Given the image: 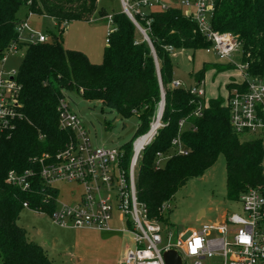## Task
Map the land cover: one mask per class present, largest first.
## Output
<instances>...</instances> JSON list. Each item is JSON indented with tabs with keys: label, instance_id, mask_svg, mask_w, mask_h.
<instances>
[{
	"label": "trees",
	"instance_id": "trees-1",
	"mask_svg": "<svg viewBox=\"0 0 264 264\" xmlns=\"http://www.w3.org/2000/svg\"><path fill=\"white\" fill-rule=\"evenodd\" d=\"M213 2V29L237 38L248 76H264V0ZM22 7L31 14L53 18L57 35L45 42H18L16 29L23 19L19 16ZM107 14L99 7V0H0V58L13 42H17L21 55L14 75L20 86L17 114L10 119L9 127L0 130V264H54L42 246L28 239L27 231L18 224L24 201L32 207L51 210L52 201L45 202L42 197L50 192L40 189L37 180L34 190L23 191L7 181V173L27 169L36 172L37 159L43 153L55 154L64 147L69 135L58 126L57 110L64 90L79 92L85 100L99 101L123 118L137 114L139 136L149 129L156 115L162 89V125L142 150L136 167L138 199L150 216L159 217L160 206L170 201L189 179L201 176L219 154L225 158L227 199L238 200L249 187L259 186L264 192L262 141L242 138L232 130L223 97L206 99L202 115L194 117L191 113L196 96L189 88L171 84L174 78L169 47L195 51L210 46L195 22L173 6L136 15L145 38L126 14L112 12L114 31L109 34L100 63H92L82 51L64 46L65 23L89 22L96 15L103 18ZM215 67L217 72L236 68L232 63ZM208 68L204 64L194 74L195 87L202 83ZM244 85L245 81H230L226 89ZM183 118L187 121L180 137L188 154L172 153L163 167L155 169L156 154L172 152L170 143ZM132 142L124 146V164L129 162Z\"/></svg>",
	"mask_w": 264,
	"mask_h": 264
},
{
	"label": "built area",
	"instance_id": "built-area-1",
	"mask_svg": "<svg viewBox=\"0 0 264 264\" xmlns=\"http://www.w3.org/2000/svg\"><path fill=\"white\" fill-rule=\"evenodd\" d=\"M119 2L121 11L145 38V31L137 24L135 16L170 7L163 0ZM179 4L185 15L195 22L198 32L210 42L206 52H214L219 58L232 63L230 56L237 51L240 43L231 33L213 29V0H179ZM144 8L149 11L145 12ZM28 14L31 15V12ZM106 19L110 24L105 40L108 43L114 26L111 14ZM16 30L18 42L39 43L48 40L44 32L32 28L29 17L22 19ZM168 50L170 53L173 51L171 47ZM9 54H19L17 42H13L0 58V130L9 127L10 119L16 116L15 107L20 90L14 80L15 71L9 73L3 68V62ZM246 66L245 63L238 66L242 80L237 83L245 81L244 87L235 86L227 90L223 106L228 110L232 130L238 134H254V138L262 141L264 148V76H248L244 72ZM171 84L173 87H185L176 79ZM185 88H189L190 93L196 96V106L191 114L200 117L207 106L204 91L195 86ZM57 110L58 126L69 135L64 147L55 154L43 153L37 159L39 167L36 172L27 169L23 172L10 170L7 173V181L23 191L34 190L36 180L39 181L40 189L45 188L50 192L43 194V200L52 201L53 207L46 211L24 201L23 208L47 215L62 228H92L127 234L132 245L125 250L124 264H166L163 256L166 250H175L183 264H264V192L259 186L249 187L240 194L239 212L227 213L217 223L202 224L185 237L177 235L173 238L172 232L167 229L165 213L169 208L168 202L160 206L159 217H152L145 204L138 199L137 162L144 147L162 125V104L158 105L156 122L154 120L145 133L133 140L127 164H124V148L92 145L88 131L80 118L69 109L64 95L59 99ZM186 121L185 118L178 121V133L170 143L172 152L156 154L153 162L155 169L163 167L172 153L188 154L189 149L180 137ZM62 182L73 184L66 192L67 199L60 197L56 185ZM117 223L122 226L117 227ZM241 235L248 237V240L241 242L238 239Z\"/></svg>",
	"mask_w": 264,
	"mask_h": 264
},
{
	"label": "rangeland",
	"instance_id": "rangeland-1",
	"mask_svg": "<svg viewBox=\"0 0 264 264\" xmlns=\"http://www.w3.org/2000/svg\"><path fill=\"white\" fill-rule=\"evenodd\" d=\"M163 1L170 6L181 8L179 0ZM99 7H103L108 14L122 10L119 0H99ZM143 10L149 11L146 8ZM107 15L103 18L96 15L90 22L69 21L65 23L62 34L64 46L82 51L92 63H100L110 26L106 19ZM19 16L23 19L29 17L32 28L44 32L50 40L52 35H57L53 18L38 14L29 15L25 7L19 10ZM138 31L144 37L139 29ZM170 55L173 78L181 81L185 87L195 86L194 74L202 70L204 64L209 65L202 83L197 86L199 90L204 91L206 99L216 96L224 97L226 84L231 79H235L236 82L242 80L238 67L243 63L241 44L237 45V51L230 56V61L236 68L222 72L216 71L215 64L230 62L219 58L214 52H206L204 48L195 51L176 49ZM20 61V54H9L3 62V68L6 72H13L19 66ZM63 95L69 109L80 118L88 131L93 146L124 148L128 142L138 136L136 129L140 124V119L137 114L123 118L115 111L103 107L99 101L83 99L79 92L64 90ZM155 118L156 115L152 122ZM241 137L252 139L255 135L244 133ZM56 185L59 187L60 197L67 199L66 192L73 184L62 182ZM168 203L165 223L167 229L172 232L173 238L177 235L185 237L202 224L217 223L225 214L239 212L240 202L229 200L226 197L223 154H219L214 164L201 176L189 179ZM18 224L25 228L28 239L40 245L43 243L44 249L54 264H124L125 250L132 245L130 237L125 233L105 232L92 228L62 229L47 215L28 208H22ZM116 226L121 227L122 225L117 223Z\"/></svg>",
	"mask_w": 264,
	"mask_h": 264
},
{
	"label": "water",
	"instance_id": "water-1",
	"mask_svg": "<svg viewBox=\"0 0 264 264\" xmlns=\"http://www.w3.org/2000/svg\"><path fill=\"white\" fill-rule=\"evenodd\" d=\"M159 104H162V108L164 105V98L163 95ZM164 260L166 264H183L181 256L175 250H166L163 253Z\"/></svg>",
	"mask_w": 264,
	"mask_h": 264
},
{
	"label": "clouds",
	"instance_id": "clouds-1",
	"mask_svg": "<svg viewBox=\"0 0 264 264\" xmlns=\"http://www.w3.org/2000/svg\"><path fill=\"white\" fill-rule=\"evenodd\" d=\"M238 239H239L241 242H246V241L248 240V237L241 235L240 237H238ZM198 243H199V241H198Z\"/></svg>",
	"mask_w": 264,
	"mask_h": 264
},
{
	"label": "crops",
	"instance_id": "crops-1",
	"mask_svg": "<svg viewBox=\"0 0 264 264\" xmlns=\"http://www.w3.org/2000/svg\"><path fill=\"white\" fill-rule=\"evenodd\" d=\"M90 22V21H89ZM230 81H235V79H231ZM236 82V81H235ZM239 82V81H238ZM229 83V82H228ZM227 85V84H226ZM226 92H227V89H226ZM224 98V97H223ZM43 215V214H42ZM52 221V220H51ZM59 227V226H58ZM60 228H62V227H60ZM62 229H64V228H62ZM42 245V248L44 249V245H43V243H41ZM45 250V249H44ZM46 251V250H45ZM47 253V252H46Z\"/></svg>",
	"mask_w": 264,
	"mask_h": 264
},
{
	"label": "bare ground",
	"instance_id": "bare-ground-1",
	"mask_svg": "<svg viewBox=\"0 0 264 264\" xmlns=\"http://www.w3.org/2000/svg\"><path fill=\"white\" fill-rule=\"evenodd\" d=\"M156 120H157V118L155 119V122H156ZM155 124H156V123H155ZM155 124H154V125H155Z\"/></svg>",
	"mask_w": 264,
	"mask_h": 264
},
{
	"label": "snow or ice",
	"instance_id": "snow-or-ice-1",
	"mask_svg": "<svg viewBox=\"0 0 264 264\" xmlns=\"http://www.w3.org/2000/svg\"><path fill=\"white\" fill-rule=\"evenodd\" d=\"M197 243H198V241H197ZM195 249H193V251H194Z\"/></svg>",
	"mask_w": 264,
	"mask_h": 264
}]
</instances>
